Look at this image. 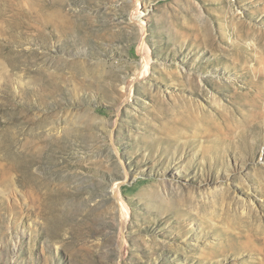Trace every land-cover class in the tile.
I'll return each instance as SVG.
<instances>
[{
  "label": "rangeland",
  "instance_id": "1",
  "mask_svg": "<svg viewBox=\"0 0 264 264\" xmlns=\"http://www.w3.org/2000/svg\"><path fill=\"white\" fill-rule=\"evenodd\" d=\"M0 264H264V0H0Z\"/></svg>",
  "mask_w": 264,
  "mask_h": 264
},
{
  "label": "bare ground",
  "instance_id": "2",
  "mask_svg": "<svg viewBox=\"0 0 264 264\" xmlns=\"http://www.w3.org/2000/svg\"><path fill=\"white\" fill-rule=\"evenodd\" d=\"M136 6V5H135ZM139 8H138V5L136 6V8H134V10H137V16H136V21L138 22V23H141L140 24V31H141V35H142V37L143 36H145V27H144V25L142 24V21L140 20V18H141V13H139V10H138ZM141 43H140V51H141V57H142V60L144 61V63H145V65H146V69H147V71H148V51H147V47L146 46H144V42H143V38H141V41H140ZM140 53V52H139ZM144 67V66H143ZM144 75H146V74H144ZM144 75H142V76H144ZM139 78V77H138ZM144 78V77H143ZM133 83V82H132ZM132 86H133V84H129L128 85V92H130V93H132ZM113 196H116V198L119 196V193H118V186H114V188H113ZM128 218H129V215H128ZM121 233L122 234H120V244H123L124 245V235H123V232H124V230H125V226H126V222H122L121 223ZM120 247H122V245H120ZM123 248V247H122Z\"/></svg>",
  "mask_w": 264,
  "mask_h": 264
}]
</instances>
